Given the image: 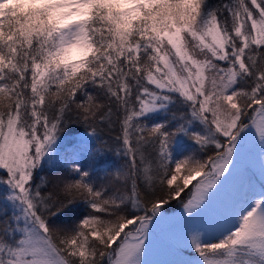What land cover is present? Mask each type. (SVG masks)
Wrapping results in <instances>:
<instances>
[{
    "label": "snow or ice",
    "instance_id": "snow-or-ice-1",
    "mask_svg": "<svg viewBox=\"0 0 264 264\" xmlns=\"http://www.w3.org/2000/svg\"><path fill=\"white\" fill-rule=\"evenodd\" d=\"M73 124L75 178L37 182ZM249 142L264 159V0H0V264H145L194 180L175 264H264V187L212 195ZM113 146L97 184L78 154Z\"/></svg>",
    "mask_w": 264,
    "mask_h": 264
},
{
    "label": "rangeland",
    "instance_id": "rangeland-1",
    "mask_svg": "<svg viewBox=\"0 0 264 264\" xmlns=\"http://www.w3.org/2000/svg\"><path fill=\"white\" fill-rule=\"evenodd\" d=\"M78 136L85 137L86 132H81ZM258 140L259 137H257ZM59 142H62V139ZM55 176H60V174L56 173ZM195 182L194 180L192 184H189L187 194L183 198L184 201L188 199L189 189ZM96 183L101 182L98 180ZM262 183H264V159L261 158L259 146L249 142L242 152L237 153L234 165L230 166V172L221 178L218 189L212 194L213 203L215 206H221L239 196L247 188H254L258 191L264 187ZM0 187L4 191L3 186ZM4 194L0 195L2 201H4ZM164 209V217L151 226V236L146 241L148 249L144 257L145 264H175L176 261L190 259V256L195 254L191 249L182 248L180 237L186 228L203 223L207 218V213L194 214L190 221L183 220L181 200L172 205H165ZM87 212L86 210L85 213Z\"/></svg>",
    "mask_w": 264,
    "mask_h": 264
},
{
    "label": "trees",
    "instance_id": "trees-1",
    "mask_svg": "<svg viewBox=\"0 0 264 264\" xmlns=\"http://www.w3.org/2000/svg\"><path fill=\"white\" fill-rule=\"evenodd\" d=\"M81 132H86L85 126L83 124H73V125H70L68 129L65 130L63 137H65L67 140H72L76 133L80 134ZM85 138L77 139V142H74L73 144L71 143V147L75 149V147L78 144H80V142ZM103 138L108 139V135H105ZM81 147H85V146L81 145ZM57 150L59 153V159L57 161L56 170L53 171L52 165H45L44 171L38 172L37 182H39V177H46L51 180L56 177L55 176L56 173H59L60 176H66L68 178H75L74 176H71L68 174V171H67L68 169L64 166L63 158L65 155H67V153L66 152L63 153L61 149H57ZM78 159L87 168V170L93 173V180L95 182L98 180H100L101 182V178L104 176V171H103L104 168L114 169L115 167H117L119 164L122 163L121 158L115 152V146H113L112 150L107 154L106 159L102 162H96L95 160H93L91 157V153L89 151H83L80 154H78ZM0 175H3V173L0 172ZM1 188L2 187H0V195L4 193V191H2ZM187 189H185V192L181 194V198H177V199L170 201L168 205H172L174 202H180V200L186 196ZM3 206H4V201L0 199V208H3ZM86 210L88 211L87 206L83 204H81L80 209H78V211H83V212H85ZM75 220H76V217L72 213H69L67 218L65 219V223L70 225L74 223Z\"/></svg>",
    "mask_w": 264,
    "mask_h": 264
}]
</instances>
